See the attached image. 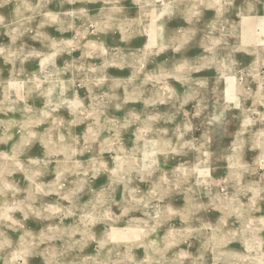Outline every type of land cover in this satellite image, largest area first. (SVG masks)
Wrapping results in <instances>:
<instances>
[{
  "label": "rangeland",
  "instance_id": "obj_1",
  "mask_svg": "<svg viewBox=\"0 0 264 264\" xmlns=\"http://www.w3.org/2000/svg\"><path fill=\"white\" fill-rule=\"evenodd\" d=\"M0 264H264V0H0Z\"/></svg>",
  "mask_w": 264,
  "mask_h": 264
}]
</instances>
